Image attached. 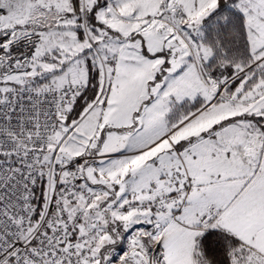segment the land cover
Wrapping results in <instances>:
<instances>
[{
    "label": "snow or ice",
    "instance_id": "obj_1",
    "mask_svg": "<svg viewBox=\"0 0 264 264\" xmlns=\"http://www.w3.org/2000/svg\"><path fill=\"white\" fill-rule=\"evenodd\" d=\"M0 264H264V0H0Z\"/></svg>",
    "mask_w": 264,
    "mask_h": 264
}]
</instances>
